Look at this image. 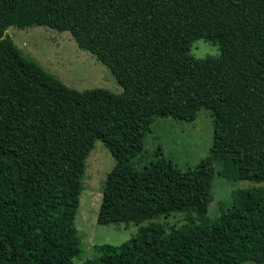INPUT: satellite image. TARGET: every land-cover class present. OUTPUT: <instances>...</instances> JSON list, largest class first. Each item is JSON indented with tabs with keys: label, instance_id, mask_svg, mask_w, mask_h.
I'll return each mask as SVG.
<instances>
[{
	"label": "trees",
	"instance_id": "obj_1",
	"mask_svg": "<svg viewBox=\"0 0 264 264\" xmlns=\"http://www.w3.org/2000/svg\"><path fill=\"white\" fill-rule=\"evenodd\" d=\"M167 4L0 0V264H73L81 177L96 141L117 163L97 223L138 227L120 246H96L85 264H264V185L233 191L230 208L207 216L215 162L227 181L264 182V0H224L220 32L191 36L220 52L208 154L181 169L157 146L137 168L154 118L183 113L155 107ZM10 27L68 32L121 90L66 86L14 43ZM176 212L181 227L154 221Z\"/></svg>",
	"mask_w": 264,
	"mask_h": 264
},
{
	"label": "rangeland",
	"instance_id": "obj_2",
	"mask_svg": "<svg viewBox=\"0 0 264 264\" xmlns=\"http://www.w3.org/2000/svg\"><path fill=\"white\" fill-rule=\"evenodd\" d=\"M162 50L159 58L155 107L165 114L178 112L176 117H155L151 131L143 137L142 156L134 159L140 168L153 158L157 146L179 168H193L208 154L212 142V110L216 103L218 47L191 36L218 34L221 29L224 0H168ZM5 33L14 43L63 84L78 91L105 88L113 93L121 89L110 71L88 52L77 48L68 32L47 27L18 30L10 27ZM178 117V119H177ZM179 117L190 118L180 119ZM135 158V157H133ZM139 165H137V164ZM116 160L100 141H96L85 160L81 177L82 190L75 214V227L80 237L79 255L73 264L93 260L96 246H120L137 233V225L124 223L100 225L97 215L107 177L116 167ZM214 164L211 185L213 199L207 216L214 218L232 205L235 190L264 185L250 181H227L217 174ZM168 227H181L186 221L183 213L154 220ZM141 225H147L143 222ZM245 264H254L246 262Z\"/></svg>",
	"mask_w": 264,
	"mask_h": 264
}]
</instances>
